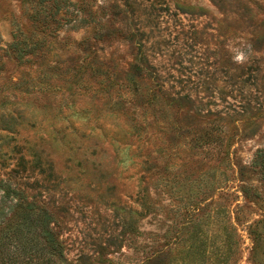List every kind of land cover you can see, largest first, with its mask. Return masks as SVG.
Segmentation results:
<instances>
[{"label":"rangeland","instance_id":"374dc122","mask_svg":"<svg viewBox=\"0 0 264 264\" xmlns=\"http://www.w3.org/2000/svg\"><path fill=\"white\" fill-rule=\"evenodd\" d=\"M69 1L56 28L41 21L48 3L0 0V180L48 204L72 261L257 264L263 201L235 166L264 148V0ZM143 56L163 85L154 107L129 91ZM218 112L225 142L194 144L207 127L218 136Z\"/></svg>","mask_w":264,"mask_h":264},{"label":"trees","instance_id":"16d2710c","mask_svg":"<svg viewBox=\"0 0 264 264\" xmlns=\"http://www.w3.org/2000/svg\"><path fill=\"white\" fill-rule=\"evenodd\" d=\"M41 3H48L47 14L43 15L41 21L46 25H56L60 27V21L56 20L60 11L63 10L65 15L70 7H76L77 5L72 4L69 0H40ZM85 3L82 4L84 7ZM46 11V10H45ZM79 12V11H78ZM38 16H36L37 19ZM77 21V15L75 16ZM96 13L89 10L87 16L81 19V23L84 26L88 25H100L95 27L96 33L88 39L100 41L101 37L99 34L103 31V26L100 24ZM63 20V18H60ZM72 19L68 20L70 23ZM17 38V35L14 36ZM19 39H15L12 43V48H17L20 44ZM91 39V40H92ZM26 40V39H25ZM24 44L26 41H22ZM82 44V43H80ZM19 58L22 57L23 52H18ZM144 55V54H142ZM139 59L138 62L131 65L129 72L131 74V86L129 91L132 96L136 98H143L145 100L146 107H154L159 103L160 96L163 94V85L159 83L157 76L154 77L151 72L150 66H144L143 60ZM244 73V72H243ZM237 76V75H236ZM148 79L151 80V88H145L143 82ZM235 77V76H234ZM240 76H237L239 79ZM110 81V80H108ZM241 83L246 84L247 80H241ZM128 92V91H127ZM218 99L223 101L222 93H216ZM211 98H215L211 95ZM177 102L184 107H187L193 103L191 96L179 97ZM133 102V100H131ZM190 107V106H189ZM232 104L227 103L224 115H229V110L232 108ZM232 111H235L232 109ZM212 115V112H209ZM213 116L217 120L222 121L223 125L218 132L216 137L213 134V130L209 127L205 128L204 135L195 138L192 142L200 143L201 147L216 149L219 144L225 142L228 134L227 126L224 123V118L220 115V112L213 113ZM227 123V120H226ZM208 126V122H205ZM196 133V132H195ZM195 133H189L195 137ZM228 144V142H227ZM228 158V157H227ZM221 162V158H217ZM226 157H223V162ZM230 162V161H229ZM232 165V164H231ZM234 166V165H232ZM237 180L242 183V193L256 201L257 203L263 201L260 207L264 208V200L262 193L259 192L257 187H254L248 182V176L253 175L257 177L261 186H264V148L258 150L249 165L238 164L235 166ZM149 171V170H148ZM52 174H49V177ZM142 193L141 206L145 209L147 204V191L144 189ZM31 197L28 193L22 190L18 185H13L10 181L0 180V264H87L83 260L72 261L68 259L66 254V246L61 238V235L57 232V223L54 218L53 212L50 210L48 204L40 202L35 196ZM250 234L253 238V257L254 262L257 264H264V219L256 222L251 227Z\"/></svg>","mask_w":264,"mask_h":264}]
</instances>
